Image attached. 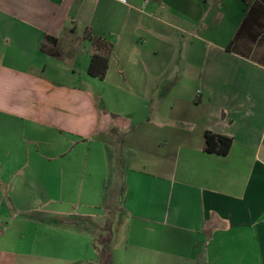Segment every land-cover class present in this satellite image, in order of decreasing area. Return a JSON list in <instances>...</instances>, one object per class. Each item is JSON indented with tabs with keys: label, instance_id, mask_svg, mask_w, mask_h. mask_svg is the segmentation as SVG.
Segmentation results:
<instances>
[{
	"label": "crops",
	"instance_id": "0c3cea01",
	"mask_svg": "<svg viewBox=\"0 0 264 264\" xmlns=\"http://www.w3.org/2000/svg\"><path fill=\"white\" fill-rule=\"evenodd\" d=\"M245 15L243 0H0V264H264V65L228 51ZM88 33L113 43L105 80ZM120 213L135 237L106 261L102 221Z\"/></svg>",
	"mask_w": 264,
	"mask_h": 264
},
{
	"label": "trees",
	"instance_id": "16d2710c",
	"mask_svg": "<svg viewBox=\"0 0 264 264\" xmlns=\"http://www.w3.org/2000/svg\"><path fill=\"white\" fill-rule=\"evenodd\" d=\"M243 1L246 6V15L233 41L230 43L228 51L264 65V0ZM86 38L92 42L94 49L88 68V75L95 79L105 80L114 51L113 43L103 38H96L91 33H88ZM245 41L251 43L249 49L242 47V43ZM57 42L56 39L48 37L46 43L42 45V50L48 52L53 57L62 58L63 54L57 48ZM48 44L51 47L48 48ZM252 46L258 47L253 49ZM261 47H263L261 54L257 53L258 48ZM205 143L206 152L226 156L231 150L233 141L226 136L206 132Z\"/></svg>",
	"mask_w": 264,
	"mask_h": 264
},
{
	"label": "rangeland",
	"instance_id": "374dc122",
	"mask_svg": "<svg viewBox=\"0 0 264 264\" xmlns=\"http://www.w3.org/2000/svg\"><path fill=\"white\" fill-rule=\"evenodd\" d=\"M251 46V43L248 41H245L242 43V47H246V49H249ZM258 47V46H257ZM256 46H252L253 49L257 48ZM259 50L257 51V53L261 54V51L263 50V47L258 48ZM114 146V150H115V154L117 155V160H122L124 155L127 156L126 153H124L121 149L120 146H118L116 143H113ZM113 148V147H112ZM123 163V160H122ZM122 170V169H121ZM124 173V172H122ZM116 178V177H115ZM114 183L118 182L117 180L113 181ZM116 190L118 191L119 188L116 187ZM120 190H122V187H120ZM120 197H122L121 192H120ZM102 223H104L105 226L107 227H112L113 228L110 230V234L111 236H106V238H109L108 240V245H106L104 247V260H108L110 258V253H109V249L111 248H115V249H119L122 248L123 246H127V243H129V239L131 238L133 240V238L135 236H130V226L133 225L130 224V220H128L127 218L124 217L123 213H120L117 217H110L109 219L103 220ZM90 229H93L95 227V225H87ZM94 231V229L92 230ZM170 238H172V236H170ZM131 242V241H130ZM95 243V241H94ZM175 247L173 248L174 251H176V245H174Z\"/></svg>",
	"mask_w": 264,
	"mask_h": 264
},
{
	"label": "built area",
	"instance_id": "2783aa9c",
	"mask_svg": "<svg viewBox=\"0 0 264 264\" xmlns=\"http://www.w3.org/2000/svg\"><path fill=\"white\" fill-rule=\"evenodd\" d=\"M3 226V224L0 222V228Z\"/></svg>",
	"mask_w": 264,
	"mask_h": 264
}]
</instances>
